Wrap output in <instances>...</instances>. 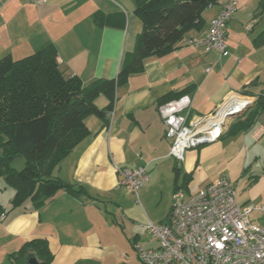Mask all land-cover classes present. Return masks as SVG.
I'll return each mask as SVG.
<instances>
[{
  "label": "crops",
  "instance_id": "1",
  "mask_svg": "<svg viewBox=\"0 0 264 264\" xmlns=\"http://www.w3.org/2000/svg\"><path fill=\"white\" fill-rule=\"evenodd\" d=\"M228 1L218 0L208 7L204 25L186 32L184 39L205 33ZM233 1L237 11L226 23L223 53L182 41L163 57L146 56L142 67L116 86L107 122L94 115L84 118L88 136L53 174L82 186L90 197L58 191L39 207L29 200L12 207L14 190L0 178V215H4L0 264H13L9 254L33 238L47 241L51 264H141L133 243L156 247L157 241L146 231V221L128 206L125 197L132 192L119 185L115 166L145 167L147 180L140 187L145 204L156 192L165 197L162 207L167 204L154 222L165 221L170 213L174 166L179 169L178 188L187 194L228 175L239 204L250 202V196L253 204L264 203V190L255 194L245 190L252 180L246 174L247 159L264 153V109L249 129L227 134L229 125L244 119L256 96L264 94V44L253 42L264 28V14L255 15L259 0ZM134 9L133 0H46L40 6L26 0L0 2V57L10 54L20 59L51 43L65 76L76 75L86 84L114 79L142 31ZM181 94L190 98L188 118L211 114L232 95L248 99L250 105L242 116L227 122L215 141L186 150L178 162L169 154L171 141L157 107ZM94 103L103 108L109 100L101 94Z\"/></svg>",
  "mask_w": 264,
  "mask_h": 264
},
{
  "label": "trees",
  "instance_id": "2",
  "mask_svg": "<svg viewBox=\"0 0 264 264\" xmlns=\"http://www.w3.org/2000/svg\"><path fill=\"white\" fill-rule=\"evenodd\" d=\"M133 2L134 14L142 22V31L135 50L125 56L114 79H96L86 84L76 75L65 76L51 43L20 59H13L10 54L0 57V178L14 190L12 207L20 206L26 200L39 207L58 191L90 197L82 186L53 176L54 168L88 136L84 118L94 115L106 123L116 86L125 82L129 72L142 67L144 57H163L186 40V32L200 29L204 25V11L218 0ZM261 14H264V0H259L256 8L255 15ZM253 42L256 46L264 44V28ZM101 94L109 100L103 108L94 103ZM167 101L170 100L158 105ZM263 109L264 94L260 93L247 116L234 120L227 134L233 136L249 129ZM18 157L25 158L24 166L19 170L11 166ZM173 172L175 191L179 187L178 166L173 167ZM186 180L184 174L183 183ZM32 257L42 264H51L52 254L45 239L27 240L9 254L13 264H29Z\"/></svg>",
  "mask_w": 264,
  "mask_h": 264
},
{
  "label": "built area",
  "instance_id": "3",
  "mask_svg": "<svg viewBox=\"0 0 264 264\" xmlns=\"http://www.w3.org/2000/svg\"><path fill=\"white\" fill-rule=\"evenodd\" d=\"M26 1L35 6L46 2ZM236 11V3L228 1L210 20L205 33L188 38L184 43L223 53L225 26ZM248 103V99L232 95L211 114L195 118L185 114L190 106L188 95L158 105L165 136L171 141L169 154L180 162L186 150L215 141L228 122V111L243 108ZM115 169L119 185L137 196L147 180L145 167L115 166ZM253 212L258 215V223L250 221ZM3 218L1 214L0 219ZM145 229L156 239L157 246L133 243L141 264H264V203L239 204L228 175L217 177L192 194L176 189L167 219L162 222L149 220Z\"/></svg>",
  "mask_w": 264,
  "mask_h": 264
},
{
  "label": "rangeland",
  "instance_id": "4",
  "mask_svg": "<svg viewBox=\"0 0 264 264\" xmlns=\"http://www.w3.org/2000/svg\"><path fill=\"white\" fill-rule=\"evenodd\" d=\"M25 158L24 157H18L14 159L11 163V166L15 169L19 170L24 166ZM247 176H251L248 179H252L250 181L251 185L250 187H246L245 190L249 192H253L254 194L257 192L262 193L264 190V153H256L255 157L250 156L247 159ZM55 169V168H54ZM54 171V170H53ZM54 176V174H53ZM128 190V189H127ZM142 188L138 191V195L129 193L126 195L125 198H127L128 206L135 212V215L140 216V218L146 221V223L150 220H155V216L161 215L162 212H164L166 208V203L164 207H162V203L164 202L165 197L161 195L160 192H156L151 199H149L148 204H145L142 195H141ZM261 191V192H260ZM262 196H264V193H262ZM253 197V196H252ZM252 197L250 196L249 201L247 204H253L255 202ZM160 206V211H157L156 207ZM152 214V215H151ZM153 221V222H154ZM250 221L254 223H258V215L257 213L253 212L250 216Z\"/></svg>",
  "mask_w": 264,
  "mask_h": 264
},
{
  "label": "water",
  "instance_id": "5",
  "mask_svg": "<svg viewBox=\"0 0 264 264\" xmlns=\"http://www.w3.org/2000/svg\"><path fill=\"white\" fill-rule=\"evenodd\" d=\"M249 103L243 107V108H238V109H233V110H229L227 113V118L228 121L237 117H240L243 115V113L245 112V110L249 107ZM29 264H42L40 263L36 258L32 257L29 259Z\"/></svg>",
  "mask_w": 264,
  "mask_h": 264
}]
</instances>
